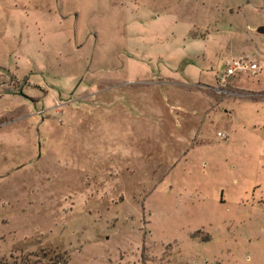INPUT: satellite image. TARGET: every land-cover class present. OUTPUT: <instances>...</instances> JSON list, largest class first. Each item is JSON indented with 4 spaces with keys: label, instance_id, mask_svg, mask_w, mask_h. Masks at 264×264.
Masks as SVG:
<instances>
[{
    "label": "rangeland",
    "instance_id": "374dc122",
    "mask_svg": "<svg viewBox=\"0 0 264 264\" xmlns=\"http://www.w3.org/2000/svg\"><path fill=\"white\" fill-rule=\"evenodd\" d=\"M260 27L264 0H0V264H264Z\"/></svg>",
    "mask_w": 264,
    "mask_h": 264
},
{
    "label": "built area",
    "instance_id": "2783aa9c",
    "mask_svg": "<svg viewBox=\"0 0 264 264\" xmlns=\"http://www.w3.org/2000/svg\"><path fill=\"white\" fill-rule=\"evenodd\" d=\"M248 68L249 65L245 63L242 59H233L227 64V68L224 73V76L220 77V81L224 82L226 78L247 71ZM218 136L224 138V136L220 133H218Z\"/></svg>",
    "mask_w": 264,
    "mask_h": 264
},
{
    "label": "water",
    "instance_id": "95a60500",
    "mask_svg": "<svg viewBox=\"0 0 264 264\" xmlns=\"http://www.w3.org/2000/svg\"><path fill=\"white\" fill-rule=\"evenodd\" d=\"M257 31H258L259 33H264V27H260V28H258Z\"/></svg>",
    "mask_w": 264,
    "mask_h": 264
}]
</instances>
